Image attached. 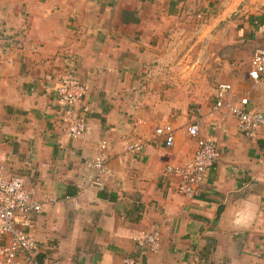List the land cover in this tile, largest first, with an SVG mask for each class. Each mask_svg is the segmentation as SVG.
<instances>
[{
	"label": "crops",
	"instance_id": "crops-1",
	"mask_svg": "<svg viewBox=\"0 0 264 264\" xmlns=\"http://www.w3.org/2000/svg\"><path fill=\"white\" fill-rule=\"evenodd\" d=\"M257 48L264 0H0V175L22 178L41 202L28 216L40 258L264 264V125L246 137L213 108L224 83L264 113V77L248 78ZM71 67L87 87L78 140L65 136L54 97ZM192 124L218 159L189 199L165 168L191 158ZM163 126L173 130L169 148L152 138ZM134 141L143 144L136 155L126 150ZM100 142L107 172L95 188L84 164ZM140 231L158 234V253L136 248Z\"/></svg>",
	"mask_w": 264,
	"mask_h": 264
},
{
	"label": "built area",
	"instance_id": "built-area-1",
	"mask_svg": "<svg viewBox=\"0 0 264 264\" xmlns=\"http://www.w3.org/2000/svg\"><path fill=\"white\" fill-rule=\"evenodd\" d=\"M264 77V48L253 50L250 60L248 78L253 84H258ZM87 87L79 83L71 67L62 75L55 90L54 97L57 106L62 109V124L64 134L68 139L78 140L87 136V123L83 108L82 113L77 110L78 104L86 95ZM230 84H216L214 90L215 110H223L225 115L235 119L237 132L254 137L259 128L264 125V113L255 108H248L246 98L232 99ZM197 124L189 125L186 133L195 138L196 145L191 158L180 167H166L165 173L176 178V192L185 198H196L207 170L213 167L218 159L215 142L210 138L198 137ZM153 140H162L165 147L173 145V130L170 126L156 128ZM143 144L134 141L127 145L126 150L132 154H139ZM106 143L97 145V152L85 162V169L91 173L90 185L100 188L106 168ZM51 204H56L54 197L47 198ZM41 212V202L26 191L25 182L19 177H4L0 175V236L8 237V243L0 246V264H59L58 261L43 256L40 246L28 232V216ZM131 240L142 254H156L159 252L160 239L155 232H135ZM123 264H136L131 259H124Z\"/></svg>",
	"mask_w": 264,
	"mask_h": 264
}]
</instances>
